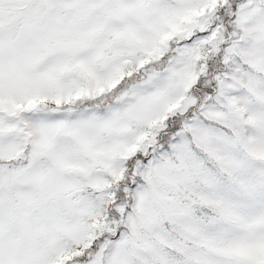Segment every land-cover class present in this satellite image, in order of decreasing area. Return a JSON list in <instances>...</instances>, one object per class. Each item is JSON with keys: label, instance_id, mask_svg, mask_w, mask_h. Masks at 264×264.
Here are the masks:
<instances>
[{"label": "snow or ice", "instance_id": "snow-or-ice-1", "mask_svg": "<svg viewBox=\"0 0 264 264\" xmlns=\"http://www.w3.org/2000/svg\"><path fill=\"white\" fill-rule=\"evenodd\" d=\"M0 264H264V0H0Z\"/></svg>", "mask_w": 264, "mask_h": 264}]
</instances>
